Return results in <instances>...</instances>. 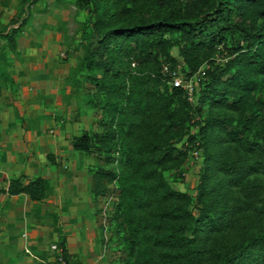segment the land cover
I'll list each match as a JSON object with an SVG mask.
<instances>
[{
  "label": "rangeland",
  "instance_id": "1",
  "mask_svg": "<svg viewBox=\"0 0 264 264\" xmlns=\"http://www.w3.org/2000/svg\"><path fill=\"white\" fill-rule=\"evenodd\" d=\"M92 4L104 27L128 25L167 7L160 0H35L28 3V14L14 36L15 47L0 37V69L10 76L23 72L29 61L57 75L60 111L52 116L60 118L64 128L61 138L69 139L53 153L55 163L44 161L48 169L42 200L24 203L21 195L11 199L0 195V215L3 219L8 216L11 228L0 225V234H11L16 222L25 227L18 231L22 242L7 239L0 243V264H45L52 257L49 245L60 235L68 250L67 264H175L172 255L160 254L161 247L154 239L168 223L163 211L176 208L179 213L182 202L160 197L158 172L169 187L189 194L196 191L202 176L206 187L203 199L217 216L223 240L244 243L245 238L263 235L264 165L255 167V153L229 137L232 125L225 121L241 118L247 124L241 135L253 140L254 146L261 145L257 119L264 117L263 73L248 70L245 78L249 85H221L222 98L232 105L205 100L199 103V113H190L182 95L164 89L154 61L135 55L140 45L135 47L130 38H112L106 70L85 67L83 47L93 39ZM18 8L19 0H0V28L8 27ZM167 53L183 60L175 45L168 47ZM188 53L196 58L198 67L207 58L218 62L226 58L212 47ZM90 75L100 76L106 88L97 90ZM0 90L1 186L7 175L26 171L35 155L21 128L13 124L15 116L8 118L20 87L15 81L9 85L0 78ZM194 99L191 105L197 103ZM188 112L191 118H187ZM207 117L222 121H212L206 128L194 156L180 141ZM17 118L23 125L25 117L19 114ZM82 130L103 134L104 148L96 153L73 149L70 138ZM45 133L53 132L47 127ZM163 141H171L175 149L159 161L157 145ZM107 154L112 160H107ZM257 158L264 162V155ZM97 165L112 169L115 176L93 200L89 181ZM196 204L193 200L186 207ZM15 207L22 213L18 218L13 215ZM25 235L28 241L23 239Z\"/></svg>",
  "mask_w": 264,
  "mask_h": 264
},
{
  "label": "trees",
  "instance_id": "2",
  "mask_svg": "<svg viewBox=\"0 0 264 264\" xmlns=\"http://www.w3.org/2000/svg\"><path fill=\"white\" fill-rule=\"evenodd\" d=\"M33 1L35 0H19L15 17L8 21L7 28H0V37L11 48L15 47L14 36L24 22V15L28 14V3ZM84 1L93 3V0ZM160 2L167 7L159 14L136 19L128 25L106 27L95 14L92 4L90 17L93 16V19L90 26L93 39L87 40L83 47L82 60L85 67L91 69L96 66L106 70L111 61L108 52L112 48V38H130L135 47L140 45L135 55L154 61L165 85L164 89L169 94L182 95V102L190 113H199V103L205 100H220L232 105L222 98L224 92L221 85H249L245 77L250 69L263 73L264 78V0H188L185 4L169 3L168 0ZM173 45L183 60L168 55L167 48ZM199 47H212L226 58L223 62L215 61L214 57L207 58L205 64L198 67V61L188 51ZM231 67L234 69L231 70ZM172 71L180 74L183 80L196 76L191 99L187 98L186 91L181 86L172 85ZM0 78L9 85L13 84L12 77L3 69H0ZM89 79L97 90L106 88L100 76L90 75ZM230 91H234L233 87ZM193 97L197 103L191 105ZM190 113L186 114L187 118H191ZM212 121L222 120L203 118L194 133H187L181 139L183 148H187L190 153L197 150L198 139L204 135ZM225 121L232 125L227 131L229 137L254 152L253 164L256 168H263L264 162L257 155H264V117L257 119V135L261 140L259 146H254L253 140L241 135L247 125L244 120L226 118ZM70 142L73 149L85 153L99 152L105 146L103 134L97 131L82 130L72 135ZM157 147L161 154L159 161L167 158L175 149L171 141H163ZM108 155L107 160H112ZM45 157L50 163H55L52 153L47 152ZM125 157L128 159L127 154ZM114 176L115 172L110 168L100 165L94 167L89 181L93 200L103 192ZM156 183L162 199L182 202V206H179L182 211L179 213L175 211L176 208L163 211L168 223L165 230L154 239L161 247L160 254L172 255L175 264H264V234L260 237L250 236L248 240L245 238L244 243L241 240L235 242L222 239L217 216L210 211L203 199L206 187L202 176L192 194L169 187L160 172L156 173ZM1 191L7 194L23 193L31 200L39 201L46 195L45 179L40 174L28 176L19 173L10 176ZM193 200L198 204L192 206L195 208H187L186 205ZM55 242L60 248L61 256L66 259L67 249L63 236H58ZM102 242L100 233L99 245ZM45 264H54V261L48 260Z\"/></svg>",
  "mask_w": 264,
  "mask_h": 264
},
{
  "label": "crops",
  "instance_id": "3",
  "mask_svg": "<svg viewBox=\"0 0 264 264\" xmlns=\"http://www.w3.org/2000/svg\"><path fill=\"white\" fill-rule=\"evenodd\" d=\"M31 63L33 62L29 61V64H24L22 68L23 72H19V75L12 74L11 76L13 82L15 81L18 87H20V90H18L20 92L16 95L17 98L11 107L8 118L13 120V117L15 116L13 124H15L17 128H21L23 139L27 140L30 143L34 151L35 160H30L31 162L26 166V171L18 170L14 174H11L9 176L7 175V178L2 182L0 186L1 189L5 188L7 180L10 176H15L19 173H24L28 176L40 174L45 178L47 175L46 171L48 169L47 165H44L46 153L50 152L53 154L58 152L60 150L59 145L61 142H64L65 146L67 145V143H69V139L61 138V133L64 128L63 126H61V121H59L60 118L52 116V114H54L55 112L58 113V111H60V86L57 82L58 80L54 78L57 75H51V73L48 72L46 68H39L40 64L37 65L38 63ZM19 114L25 117V122L23 125L22 119L17 118ZM47 127L53 133L46 134L45 129ZM36 161L39 162V164ZM0 195H8L9 197L7 198L21 195L20 197L21 199L23 198L22 200H24V203L27 201H35L29 199L23 193L7 194L2 191ZM19 207L22 208L21 205H19ZM15 209L17 212H15V214L13 215L18 218L17 215L22 213L18 212L19 208L15 207ZM7 218L8 216L3 219L0 215V225L7 226V224L9 223V219ZM23 224L22 222H16L14 224V233L11 232V234H0V243H3L7 239H15L16 243H18L19 241L22 242V238L18 236V231L22 228H25ZM10 229V226H7V230ZM24 238L25 241L29 240L26 235L23 237V239Z\"/></svg>",
  "mask_w": 264,
  "mask_h": 264
},
{
  "label": "built area",
  "instance_id": "4",
  "mask_svg": "<svg viewBox=\"0 0 264 264\" xmlns=\"http://www.w3.org/2000/svg\"><path fill=\"white\" fill-rule=\"evenodd\" d=\"M202 72V71H201ZM196 76L188 77L187 79H182L181 75L178 73H175L172 71L170 76V81L172 85L174 86H181L187 94V98H192V91H193V85L195 84ZM191 153L195 156L197 154V150H192ZM50 250L52 251V257L51 260L54 261V264H67V261L65 258L61 256L60 248L56 244V242L51 243ZM25 250H27L25 248Z\"/></svg>",
  "mask_w": 264,
  "mask_h": 264
}]
</instances>
